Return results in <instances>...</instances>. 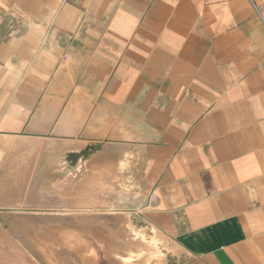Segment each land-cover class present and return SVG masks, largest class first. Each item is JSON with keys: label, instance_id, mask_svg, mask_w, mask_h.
Wrapping results in <instances>:
<instances>
[{"label": "crops", "instance_id": "1", "mask_svg": "<svg viewBox=\"0 0 264 264\" xmlns=\"http://www.w3.org/2000/svg\"><path fill=\"white\" fill-rule=\"evenodd\" d=\"M110 150L160 264H264V0H0V190Z\"/></svg>", "mask_w": 264, "mask_h": 264}, {"label": "rangeland", "instance_id": "2", "mask_svg": "<svg viewBox=\"0 0 264 264\" xmlns=\"http://www.w3.org/2000/svg\"><path fill=\"white\" fill-rule=\"evenodd\" d=\"M124 161L95 151L75 168L47 167L43 181L15 176L13 195L0 190L12 200L0 206V264H160L163 252L134 224L141 198Z\"/></svg>", "mask_w": 264, "mask_h": 264}]
</instances>
